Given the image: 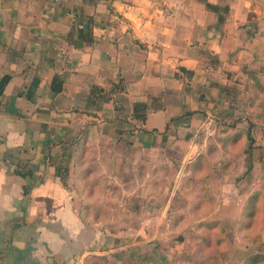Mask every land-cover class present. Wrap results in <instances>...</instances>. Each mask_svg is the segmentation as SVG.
I'll return each mask as SVG.
<instances>
[{"label":"crops","instance_id":"obj_1","mask_svg":"<svg viewBox=\"0 0 264 264\" xmlns=\"http://www.w3.org/2000/svg\"><path fill=\"white\" fill-rule=\"evenodd\" d=\"M5 75L0 264H264V0H0Z\"/></svg>","mask_w":264,"mask_h":264},{"label":"rangeland","instance_id":"obj_2","mask_svg":"<svg viewBox=\"0 0 264 264\" xmlns=\"http://www.w3.org/2000/svg\"><path fill=\"white\" fill-rule=\"evenodd\" d=\"M166 174H167V176H169V174H170L169 171H167ZM193 182H194V184H193ZM176 183L179 184V186H182V188H183V193L180 194V198L181 199H179L181 201L184 200L187 197L195 200L196 199L195 195L198 197L200 195V191L196 192V191H193V189L195 187H199L200 184H203L200 181H196V182L192 181V180L188 181L186 179V177L178 178V179H175V178L171 179L170 178V185L173 186ZM193 186H194V188H193ZM189 187H191V188H189ZM185 188H187V189H185ZM189 212L191 213L192 211H189ZM209 212L211 213L210 218L217 217L216 213H214L212 211H209ZM209 212H207V213L209 214ZM197 213H199V218H200L201 217L200 211H198ZM206 217H207V215H206ZM220 228L221 227H217L214 230H207L208 232H200V234H198V235H206L208 240H209L208 243L201 242L202 240H198V239L193 241V242H195L193 244L194 245L193 247H195L194 249H198V255L199 256L195 257V260H196L197 264H198V262H199V264L206 263V262L207 263L210 262V264H217V263L220 264L221 263V260H222V258H221V256H222L221 247L222 246L220 245V243H216V241H217L216 239H218L220 237V234H221V233H219L220 232V230H219ZM181 232L182 233H184V232L185 233H192L193 231L191 230V228L189 226H182V231ZM196 233H199V232H196ZM206 244L209 245V247H208L209 249L207 248L208 250H205L206 249V247H205ZM202 247H204V249L201 252V250H202L201 248ZM201 253L203 254V257L201 255ZM206 255L207 256L209 255V257H205Z\"/></svg>","mask_w":264,"mask_h":264},{"label":"trees","instance_id":"obj_3","mask_svg":"<svg viewBox=\"0 0 264 264\" xmlns=\"http://www.w3.org/2000/svg\"><path fill=\"white\" fill-rule=\"evenodd\" d=\"M205 6H206L207 9L213 10V11H215L217 13L220 11V9L223 10L224 12L228 11V7L227 6L219 7L217 5H213V4L208 3L207 1H205ZM218 20H219V22H221L223 20V18H222V16L220 14L218 16ZM81 32H82V30H81ZM81 32H80V35H82ZM8 79H9L8 75H5V76H3L1 78V80H0V93L2 92V90H3L4 86H5V84L7 83ZM51 88L55 92H58L59 90H61V88H62L61 80L58 77H54L53 78V81L51 83ZM145 108H146L145 104L135 103L134 106H133V114H134V116L136 118H139V119H144V117H145ZM251 214H254V212H251ZM211 228H213V226H211ZM196 251H198V249H194V256L196 255L195 254ZM91 258L99 259L96 262V264H100V262H101V264H104L102 262L101 258H96V257H91ZM88 260H90V259L87 258V262H88Z\"/></svg>","mask_w":264,"mask_h":264},{"label":"built area","instance_id":"obj_4","mask_svg":"<svg viewBox=\"0 0 264 264\" xmlns=\"http://www.w3.org/2000/svg\"><path fill=\"white\" fill-rule=\"evenodd\" d=\"M81 27V26H80Z\"/></svg>","mask_w":264,"mask_h":264}]
</instances>
